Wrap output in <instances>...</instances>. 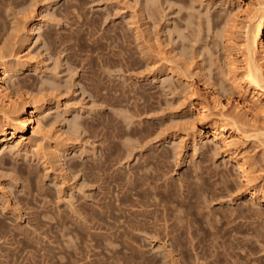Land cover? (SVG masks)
<instances>
[{"label":"rangeland","instance_id":"374dc122","mask_svg":"<svg viewBox=\"0 0 264 264\" xmlns=\"http://www.w3.org/2000/svg\"><path fill=\"white\" fill-rule=\"evenodd\" d=\"M245 1L0 0L11 96L19 110L49 107L46 138L26 134L36 148L0 153V264H264V200L250 198L231 158L244 156L264 186L249 117L235 123L236 148L189 140L200 126L194 91L251 99L234 82ZM99 211L94 227L88 216ZM139 219L145 227L134 228ZM174 221L197 228L186 243L205 244L174 247L164 231Z\"/></svg>","mask_w":264,"mask_h":264},{"label":"bare ground","instance_id":"6f19581e","mask_svg":"<svg viewBox=\"0 0 264 264\" xmlns=\"http://www.w3.org/2000/svg\"><path fill=\"white\" fill-rule=\"evenodd\" d=\"M244 3L245 5L242 6V9H244L245 12L247 11L248 19L243 26L242 31L243 66L242 71L234 76V82L235 85L245 83L247 88H251V99L248 101V99L244 97L243 100H238L234 103L233 100L227 97L225 103L221 98L222 93L213 86H207L206 91L204 90L205 92L202 93L199 92L200 90L194 91L193 95H195V102L193 106L196 107L200 126H192L193 133L189 139L192 143L206 137L222 143L225 147L232 146L236 148L232 145V142L233 138L237 135L239 136L240 133L237 125L245 122H242V119L240 118L243 114L246 117H249L246 119L247 122H251L254 126L256 136L258 135L261 137V141L264 145V124L258 125L257 118V115L260 112L264 114V101L262 99V95H264V0H247ZM7 63L4 60H0V101H3L5 104V110L3 108L2 112V121L0 122V153L9 144L17 147L20 145H27L36 148V142H34L35 144L32 143L33 138L26 136L31 129L33 133L40 132L45 138L47 136L40 114L43 111L48 110L49 107H46L42 111L39 105L24 103L23 107L19 110V98H13V95L11 96L8 89L7 79L12 70L10 64L8 65ZM232 68L236 69V66H233ZM228 105L231 109L230 112H227L226 109ZM214 109L219 111L218 116L214 114ZM231 120L234 122L233 125L237 124L236 127L228 125L232 123ZM59 151L58 147L54 149L55 154L59 153ZM243 157L244 156L239 155L236 151L235 155H231V158L235 159L238 164L240 171L239 176L242 179V183L250 189L248 192L250 198L264 200V186H259L257 184L255 175L252 174V170L246 166L247 162L245 163V157ZM132 180V188L134 190L137 188L139 182L136 177ZM102 212L103 211L97 213L94 212L95 216H88L93 222L94 227L96 224H100L98 221H94L96 217L98 220H104ZM146 212L147 211L144 210L141 214L147 215ZM58 217H60V215ZM62 218H59V221L62 222ZM61 222L59 223L62 224ZM145 223L144 220L139 219L135 220V224H132V226L134 228L145 227ZM193 227L194 229H192ZM164 231H166V234L171 233L174 247L185 253L189 252V249H195L198 245L205 244L204 241L206 239H204L203 236H199L196 242H193L195 239H191V242L189 241V243H186L184 240V238L189 237V235L198 232L192 222H188V224L184 226L175 221L167 223L164 225ZM174 231H177V233L172 234ZM126 232V229L121 231L122 234H125ZM90 235H93V233H90ZM106 238H112V235H108ZM47 248L49 251V247Z\"/></svg>","mask_w":264,"mask_h":264}]
</instances>
